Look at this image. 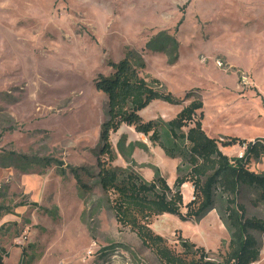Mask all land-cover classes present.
Segmentation results:
<instances>
[{"label": "rangeland", "instance_id": "obj_1", "mask_svg": "<svg viewBox=\"0 0 264 264\" xmlns=\"http://www.w3.org/2000/svg\"><path fill=\"white\" fill-rule=\"evenodd\" d=\"M127 50L138 52L143 74L159 79L178 100H152L139 112L144 119L170 120L200 96L202 126L210 137L264 138V0H0L5 264H161L134 232L116 222L110 195L96 181L107 98L95 80L109 75L111 62ZM186 93L190 97L184 99ZM119 138L126 151L132 144L134 168L143 178L147 170L154 175V165L174 182L179 159L125 124L110 135L113 165L127 164L116 146ZM218 145L229 156L241 150ZM16 155L46 157L56 165ZM248 166L264 173V156ZM70 168L80 174L84 191ZM186 183L185 202L192 197ZM237 201L247 217L264 222L260 190L242 186ZM150 227L176 252H182L179 236L204 247L215 261L228 250L229 231L216 209L198 221L159 215ZM253 234L260 248L253 264H264V232Z\"/></svg>", "mask_w": 264, "mask_h": 264}, {"label": "trees", "instance_id": "obj_2", "mask_svg": "<svg viewBox=\"0 0 264 264\" xmlns=\"http://www.w3.org/2000/svg\"><path fill=\"white\" fill-rule=\"evenodd\" d=\"M167 54L169 62L175 61V54ZM111 67L109 75L99 74L95 80V87L107 98L106 119L101 127V145L96 158V181L101 190L110 195L108 203L116 222L134 232L161 264L256 262L260 248L253 232H264V222L247 217L244 206L237 198L242 186L260 190L261 196H264V173L251 171L248 166L251 160L264 156V138L246 140L225 136L219 141L210 137L202 126L204 111L200 96H193L170 120H146L139 112L152 100L178 103L177 98L165 91L159 79L143 74L145 62L138 52L127 50L120 60L111 62ZM189 97V93H186L184 99ZM122 124L147 136L168 157L179 159L172 186L154 165L150 166L154 172L152 179L143 178L134 168L136 164L131 158L132 144H128L126 151L122 138H119L116 146L127 164H112L116 159V151L110 135L117 132ZM218 143L223 146H244L242 157L227 155L221 151ZM14 155L10 153L8 160H13ZM16 157L44 167L56 165L53 163L55 161L46 157ZM70 171L78 187L84 191L87 186L78 171L73 168ZM86 174L90 176V173ZM186 182L192 187V197L184 202L181 187ZM3 208L0 205V215ZM211 209L217 210L230 235L227 253L220 261L212 260L204 247L180 236L178 239L182 252H176L167 245L163 236L150 227L151 219L159 215L171 214L182 221H198ZM0 264H5L1 255Z\"/></svg>", "mask_w": 264, "mask_h": 264}, {"label": "crops", "instance_id": "obj_3", "mask_svg": "<svg viewBox=\"0 0 264 264\" xmlns=\"http://www.w3.org/2000/svg\"><path fill=\"white\" fill-rule=\"evenodd\" d=\"M159 147L157 146V150H156V153H161V151L158 149ZM155 164H157V163H155ZM147 175L148 176H146L147 178V180H150V179H152V173L151 172H149V170H147ZM175 179V178H174ZM167 183L170 185V184H173V182H169V181H167ZM186 185H188L187 183H185V184H183L182 185V187L183 186H186ZM190 185V184H189ZM170 186H172V185H170ZM190 187V189H189V192H190V194H192V187H191V185L189 186ZM183 199H184V197H183ZM185 202V201H184Z\"/></svg>", "mask_w": 264, "mask_h": 264}, {"label": "built area", "instance_id": "obj_4", "mask_svg": "<svg viewBox=\"0 0 264 264\" xmlns=\"http://www.w3.org/2000/svg\"><path fill=\"white\" fill-rule=\"evenodd\" d=\"M244 148H245L244 146H241V150H240V152L237 155L238 157H242Z\"/></svg>", "mask_w": 264, "mask_h": 264}]
</instances>
